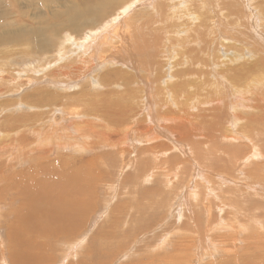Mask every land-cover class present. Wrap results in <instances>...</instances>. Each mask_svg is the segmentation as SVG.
<instances>
[{
    "label": "bare ground",
    "instance_id": "bare-ground-1",
    "mask_svg": "<svg viewBox=\"0 0 264 264\" xmlns=\"http://www.w3.org/2000/svg\"><path fill=\"white\" fill-rule=\"evenodd\" d=\"M20 1L13 0L9 5L11 6L12 14L18 16L15 20H18V27L21 32L12 25L3 35H6L10 40H14L17 46L27 43L28 46L34 48L30 53H45L54 45L55 39L60 32V28L56 23L61 16L67 17L65 27L68 30L77 29L78 31H83L84 37L89 35L85 32L86 29L93 30L94 34L87 40L78 39L82 37L79 36L74 38L75 42L68 41L72 44L69 49L76 52V59L79 62L78 67L84 73L83 78H86V82L80 84L79 93L85 98L87 92L93 88L92 86H95L96 99L89 97L87 101L88 107L94 108L98 106V112L95 114L87 110L77 112V110L68 107L67 104L63 106L53 104L55 102L54 96L46 98L44 103L40 100L34 103L29 102L32 107L31 113L22 115L18 124L15 121L19 119L13 118L15 115L13 111L10 110L7 116L3 113L2 116L0 112V228L3 221L6 223V219L12 218V222H8L12 224H7V232L5 229L4 233L8 237L7 250L10 264H51L45 257L52 258V256L48 255L49 252L46 249L45 253L42 247L49 245L51 242L49 238L51 239L52 237L55 238V245L59 243L63 249L81 247L88 237H85L84 233L90 225L91 215L96 212L95 209L98 206H103V204L100 205V190L106 181L104 179H112L110 170L115 167L114 157H117L116 159L120 161L117 166L120 171H124V169L130 171L132 162L129 160V156L131 157L133 151L128 152L125 147L132 143L134 144L137 140L139 143L144 142L148 146H143L142 149L139 148L140 150L133 149L134 153H139V159L137 160H140L142 165V169L139 167L137 170L139 172L138 176L135 177V180L138 181L137 186L134 177H126L128 181L134 180V187L143 186L144 184L153 186L152 183L158 182L157 175L161 170L157 174L158 170L151 169L147 164H144L145 157H142V155L147 154L146 152H150V148L156 151L152 152V157L162 155L166 159L168 155L174 152L172 151L174 149L186 155L187 159L182 161L179 157L177 161V164L181 166L178 167L180 168L178 169L179 171L175 169L174 172L173 170L174 173L171 176L164 174V184L167 186H169V183L170 185L174 184L173 191L167 194L168 199L160 192L154 202L152 201L153 204L149 201L147 202L148 207H159L163 203L164 206L168 207L166 213L154 216L155 214L150 212L148 214L140 211L143 209L140 205L136 208L137 211L135 209L133 212L126 211L128 213L125 216L124 214L119 216L122 211L120 214L118 212L119 215H116L117 217L115 215L111 217L108 213L107 218H110V222L107 225L106 232L110 236L106 240L108 247L103 250L109 252L112 247L113 251H118L116 249L121 247L119 243L128 241L127 233L130 232L131 225L129 220L125 218L126 216L131 218V220L135 216L137 218L141 216L148 217L150 220L160 218L159 222H161L163 218L169 216L171 210L175 211L177 207L181 209V205L187 207L186 210L189 214H191L189 209L191 205H193V210L197 209L196 212H203L201 208H197V204L199 202L205 204L207 198L210 197L217 204L215 205L217 210L220 211L222 207L227 208L225 209L228 210L226 213L222 212V215L225 214L227 221L219 220L218 222L216 220L218 216L216 217L212 214V207L209 206L205 209L208 212H206L204 217L208 226L207 229L205 227V233L207 234L203 235L202 239L194 238L195 236L193 235H189L191 236L189 238L186 237L185 233L181 232L177 235L178 240L181 238L182 241L180 240L176 244L173 243L174 238H177L175 233L173 231L168 232L163 237L161 236L162 238H158L160 239L159 242L155 239L153 243H149L150 245L152 244L151 246L145 248L146 251L154 252L155 256L152 261L142 262L139 260L135 264H192L195 258L198 264H204L206 260L208 264H214V262L210 263V258L213 259L221 254L225 255L221 258L220 264H264L262 257H254L251 254H246V252L239 254L242 248L248 249L247 251L249 252H254L260 242L258 234L254 236L247 234V225L245 226L240 222L241 218L246 216L249 219L250 215L254 214L255 218L250 219L251 227H254L256 231L264 227V218L256 216V210L260 208V203H258L259 205L251 203L255 206L251 209H246V212L242 213L241 204L243 200L246 203L248 202V194L240 189L241 186H244L246 190L254 192V194H256L255 192L264 193V148L262 145L264 142V71L259 72L257 68H254L253 66L256 65H254V62L250 65L245 63L234 68L230 67L229 64L226 65V63L238 61L241 57L228 56L227 53L231 47L226 49L218 40V36L221 33L217 29L219 23L215 21L216 19H208L205 16L203 9L206 6L203 3L205 1L185 0V3L190 2L191 5L192 3L194 5L197 3V6L201 3L203 5L193 10L191 16L189 11H184L183 13L186 12L185 15L194 22L192 25L188 24L191 29L190 33L193 35L192 38L195 40L193 44L203 43L202 45H204L205 41L207 48L200 47L195 51H203L201 57L197 55L192 57L193 53L187 52V60L192 63L189 67L192 72L185 75L184 72L182 73L181 81H186V85L174 83L171 86V91L168 92L166 91L168 89L166 79L172 77L168 71L172 61H168V59L170 55H173V52L169 51L168 58L163 62V57L168 49L162 48V41L165 39L164 43L168 42L167 44L169 45L172 39L177 52L181 51L180 45L189 44L190 42L187 41V35H185L186 40H182L181 32L174 33L173 29L174 27L176 29L177 25L166 17L168 13L163 9L162 5H154L153 3L151 8L154 9L152 10L153 12L155 11L154 13L141 11L129 17L128 12L136 8L134 5L143 9L149 2L152 3L153 0H71L68 4V9H65L63 14H51V3L41 0L44 10L42 11V16L38 18L40 21V24H38L32 18H25L24 13L17 12V6ZM58 1L66 2V0ZM224 1L216 0L217 5L221 7L227 6ZM1 5H3V2ZM111 11H113V14ZM227 11L230 13L229 9ZM248 11L251 12L250 10ZM183 13L181 14L184 16ZM220 13H217L216 17H219ZM228 13H225L226 16L224 15L225 18L223 20L229 21L230 16H233ZM110 16L112 17L108 18ZM54 17H57L58 20H54ZM48 30L52 32L51 37L47 36L46 31ZM184 32L186 33L187 29ZM227 41L229 42V40ZM56 43L54 46H56ZM233 44L231 45L238 46L235 42ZM209 46H212L215 49L214 53L218 55V59L215 57L217 59L215 62L214 56H210L208 51ZM64 49L67 50L68 48ZM248 52L251 56L255 55L252 50H248ZM48 61L51 64V61ZM181 62L184 63L182 60ZM218 64L225 68H223L224 70L220 69L221 72L224 74L227 71L229 77L220 72L223 76H220V73L219 75L216 74L218 79H215L217 83L214 84L207 79ZM97 66H100V69ZM243 67L248 72L244 75V79L240 70ZM101 70L103 71L101 72ZM1 73L2 70L0 75ZM234 73L236 74L235 76L232 75ZM195 75H200L204 81L200 82L201 80L196 78ZM220 79L221 81L219 82ZM64 82L66 83L67 81L64 80ZM65 85L71 86L73 89L75 82L72 81L70 84L67 82ZM55 86L59 87L61 83L55 84ZM223 88L227 90H225V94L228 92V95H222ZM166 93L174 94L175 96H167V98H170L167 100ZM21 106L28 107V104L22 103ZM55 107L62 108L65 113L63 114L62 112L61 114L60 111H55ZM249 107L256 112L257 117L252 115L255 118L250 119L248 122H242L244 119L240 113H243L242 110L249 109ZM74 116L83 118L81 120H83L84 127L73 128L75 131L73 132L71 129V135H68V128H72L71 119ZM226 117L230 118L226 120L224 119ZM75 121H78V119ZM65 125H69L68 128L56 131L62 129ZM82 127L83 129H80ZM138 132L140 134L139 139L141 138L142 140L134 139L135 135L133 133L137 134ZM16 136L19 141L16 140L15 142L13 138H16ZM27 137H30L31 141ZM159 139L167 140L172 145L169 146L167 143L162 142L158 143ZM164 145L168 146V148H164ZM238 146L248 148L247 153L242 154L234 151L233 149ZM230 147L232 149L228 152ZM63 150H69L75 156L67 157L68 155L60 154ZM54 154H56L57 159L53 158ZM86 154L97 155V159L86 161L84 159ZM29 158L30 163L34 161V164L28 169L18 170V167L22 166L23 168V164L29 162ZM177 158L174 157L172 159L171 156L172 161H170L173 163V160ZM201 158L205 159L201 160ZM186 161L189 162L187 163ZM155 162L156 159L153 163ZM168 167L170 169L172 165ZM105 168L108 170L105 171ZM243 173L245 175L242 179ZM55 176H58L57 179L63 177L65 182L64 184L62 182V187L57 188L58 182L55 180ZM174 178L175 181L173 180ZM107 182L112 186L108 190L116 187L114 181L108 180ZM224 190H226V193L221 195L220 193H224ZM156 192H159V189H156ZM114 195L110 193L106 197L110 200L115 197ZM256 196L257 194L252 199H255ZM263 196V194L261 196L258 195V201L260 198L263 201ZM143 197L150 200L153 196L150 198L148 193L145 194L144 192ZM189 202L192 204H189ZM88 205L90 207H87ZM5 208L8 209L7 213L2 211ZM90 208H92V211L91 214H88ZM113 210L111 213L114 212ZM217 210L214 211L218 212ZM170 215L173 216V213ZM137 218L135 221H137ZM197 219L195 218V220ZM199 220H201V217ZM201 221L198 222L200 223ZM172 224L174 225V222ZM160 225L158 228L161 227ZM147 226L149 225L147 224ZM173 227L175 228L177 225ZM229 227H232V232L230 231V234H226V231L230 229ZM121 228L123 229L122 231ZM99 229L96 230V235L92 240L95 244L98 241H103L102 233H98ZM139 229L141 228L139 227ZM141 231L143 230L141 229ZM162 233H164L163 230L159 234ZM216 234H218L217 237ZM43 240H46V242L43 245L41 244L40 247L36 241ZM241 240L243 241L242 246L239 245ZM93 242L91 244L92 252L87 246L89 255L86 256L90 258L87 259L91 260V264H104L103 259L94 262V259L104 258V256L101 251L99 254L96 253ZM204 245H208V252L203 251ZM2 246L3 243H1L0 247ZM132 248L130 247L127 251H124L120 255L121 258L125 255L127 257ZM260 249L258 248V250ZM169 251L174 252V254L169 255ZM115 253L112 254L116 256ZM166 253L168 256H165ZM206 253L209 256L206 257ZM24 254L28 257L23 260L21 255ZM104 254L107 255L108 253ZM159 255L164 256L158 259ZM192 255L195 257L194 260H192ZM127 258L129 259L130 257ZM112 260L115 261L114 257H112ZM84 262H86L85 264H90L88 261ZM0 264L8 263L2 258Z\"/></svg>",
    "mask_w": 264,
    "mask_h": 264
},
{
    "label": "rangeland",
    "instance_id": "rangeland-1",
    "mask_svg": "<svg viewBox=\"0 0 264 264\" xmlns=\"http://www.w3.org/2000/svg\"><path fill=\"white\" fill-rule=\"evenodd\" d=\"M12 1L13 0H0V5L3 2V5L0 6V71L2 70V73L0 75V112H1V115L3 116V114H5L7 116V113H10L9 112L10 110L13 111V113L15 114L13 118L19 119V120L15 121V123L18 124L20 122V120H21V116L22 115H27V113H31L32 107H31L29 102L34 103V102H37V101L40 100L41 102L44 103L46 101V98H49V96H54L55 102L53 104L61 105V106H63L64 104H67L68 107H70L71 109L77 110V112H83L84 110H87V111H89L91 113H94V114L97 113L98 112V106H96L94 108L88 107V101H87V98H89V97L96 99L97 92L94 91V87L95 86H92L93 88L87 92V96H85V98L82 96L81 93H79L80 84L81 83H85L86 82V78H83L84 73H82L80 67H78V63L79 62L76 59V52L75 51L73 52L72 50L69 49V47L72 46V44L69 43V41L75 42L74 38H78L79 36H82V37H79L78 39H81V40L86 39L87 40V39H89V37H91L92 34H94L93 30L86 29L85 32L88 33L89 35H88V37H84L85 35H84V33H82L83 31L81 32V31H78L77 29L68 30L65 27V24L67 23V17L66 16H61L59 18V20L57 19V17H54V20H56V19L58 20V22L56 24L60 28V32L58 33V37L56 39L53 38V39H55L54 45L58 41L56 43V46H54L52 44L53 46L51 48H49V50L47 52H45V53L44 52L43 53H41V52L40 53H36V52L30 53V51L34 49L33 47L28 46L27 43L25 45L17 46L15 44L16 42L14 40H10L6 35H3L4 32L12 25L14 27H16V29L19 32H21V29L18 27V23L19 22H18V20H15V19H17L18 16L12 14L11 6L9 5V4H11ZM46 1L51 3L50 4V7H51L50 12H51V14L52 13L53 14H57V13H62L63 14L64 10L68 9V4L71 2V0H66V2L58 1V0H46ZM162 1L161 0H153L152 3L149 2V4L144 7L145 9L144 8L140 9V6L134 5L136 8L133 9L132 11L130 10L128 12V14H129L128 16L130 17L131 15L137 14V13H139L141 11H145L147 13H154L155 11L154 12L152 11L154 9L151 8L152 4L154 3V5H162L163 9H165V11L168 13L166 17H168L171 22H175V25H177V28L175 29V27H174V29H173L174 33L175 32H179V33L181 32L180 35L182 37V40H184V39L186 40L185 35L188 36L187 37V41L190 42V43L189 44L180 45V49H181L180 52L176 51L175 46L172 43V39H171V41H170L171 43L169 45L167 44L168 42L164 43L165 39L164 40L162 39L163 40L162 41L163 43L161 42L162 43V48L166 49V50L168 49V50H167V53H165V55L163 57L164 59L163 60L161 59V60L164 62V60H166V58H168V52L169 51L173 52V55H170V57L168 59V61H172L171 62V67L168 69L169 74L172 77L166 79V84L169 86V87L167 86L168 89L166 90L168 92V91H171V89H172L171 86L174 83L186 85V81H181V78L183 76L182 73L184 72V75H185V74H189L190 72H192L190 70V68H189L192 63H189L188 60H187V52L190 51L191 54L193 53L192 57L196 56V55L201 57L203 55V51H201V52H195V51L197 49H199L200 47L201 48H203V47L207 48V43L204 41V45H202L203 43L193 44L195 42V40L192 38L193 35L190 33L191 29L188 26V24L192 25V24H194V22L189 20L191 18H189V17H187V15H185V13L187 11H189V15L191 16L192 11L195 10L196 8L198 9L200 5H203L202 3L197 6L196 5L197 3H195V5H194V3H192V5H191L190 2L189 3H185L186 2L185 0H162ZM203 1H205L203 3H204V5H206L205 6L206 9L203 8L205 16L208 17V19L209 18H212V20L216 19L215 21H217L219 23V27H217V29H219L221 31V33L218 36V40L223 44L224 47H226V49H229L231 47L230 51H228V53H227L228 56L229 57H233V55H235V57H241L238 61H235L234 63H226V65L229 64L230 67L234 68V67H237V66H242L245 63L246 64L248 63L247 65H250V64H252L254 62V65L256 64L255 66H253L254 68H257L259 72L264 71V12H263V10H264V1L263 0H252V1L251 0H234V2H232L233 0H225L224 3H227L226 7L218 6L216 0H203ZM260 1H261L262 4L260 3ZM235 4H237V5H235ZM184 5H185V7H184ZM169 6H171V7H169ZM232 6H233V8H231ZM235 6H237L238 8L235 7ZM227 9H229L230 13H228ZM43 10H44V6L42 5V1L41 0H21L20 4L17 6V12L24 13L25 14V18H32L33 21L37 22L38 24H40V21L38 20V18H39V16H42V11ZM248 10H250L251 12H249ZM184 11H186V12L183 13ZM111 12L113 14V11H111ZM173 12H175V13H173ZM261 12H263V13H261ZM181 13H183L184 16ZM207 13H209L210 15L207 14ZM217 13H220L219 17H216ZM225 13L233 15V16H230L229 21H227L226 19H224L225 21L223 20V18H225V16H226ZM185 16H186V18H185ZM254 16H255V18H253ZM111 17L112 16H110L108 18H111ZM179 17H181V18H179ZM177 18L180 19V20H178ZM187 21H188V23H187ZM237 22H239V23H237ZM227 23H228V25H230L229 26L230 28L227 27L228 26ZM145 26H147V25L145 24ZM178 26H180L179 27L180 29L178 28ZM185 29H187V32L183 33V31H185ZM26 30H28V29L26 28ZM46 33H47V36H49V37L52 36V32L50 30L46 31ZM200 33H201V37H202V30L200 31ZM228 34H229V38H228ZM236 34H238V35H236ZM27 35H29V34H27ZM222 35H224V36H222ZM190 37L193 39V41H192V39ZM230 37H231V39H230ZM224 40H226V41H224ZM227 40H229V42ZM234 42L237 43L238 46H232L231 44H233ZM64 48H68L70 51L68 49L66 50ZM248 50L254 51L255 55L251 56L249 54ZM208 51L210 53V56L211 55L214 56V62H215V60L218 59V57H217L218 55L214 53L215 49L212 46H209V50ZM215 57L217 59H215ZM45 58H47V59H45ZM211 59L213 60L212 57H211ZM48 60L51 61V64H50V62ZM181 60L184 63H182ZM75 61H76L77 64L75 63ZM257 61H259V62L257 63ZM240 63H241V65H240ZM68 64H70V65H68ZM219 65L220 64H218L216 66L217 70L215 68H214L215 70L213 69L214 73H213V70H212L211 74H209L210 72L208 73L209 76H208L207 80H209L211 83H214V84L217 83V81L215 80V79H218L216 74L219 75L221 70L224 68V67L222 68V65H220V66ZM218 67H220V68H218ZM97 68L100 69V66H97ZM240 70H241V76L243 78L244 75H246L248 72H247V70L244 67L241 68ZM102 71L103 70H101V72ZM217 71H218V73H217ZM221 73L223 74V72H221ZM221 73H220V76L225 75L226 77H229L227 71L224 72L223 75ZM232 75L235 76L236 74L234 73ZM220 76H219V78H220ZM195 77L199 78L201 80L200 82L204 81V79L201 78L200 75H195ZM61 78H63V79H61ZM221 79H223V78H221ZM221 79L219 80V82L221 81ZM61 80H63V82H61ZM64 80L67 81L68 84H70L72 81H74L75 82L74 88L72 89L71 86H68V85L66 86L65 84L67 82L65 83ZM49 82H51V83H49ZM60 83H61V86H59V87L55 86V84L58 85ZM62 83H64V84H62ZM225 90L226 89L223 88L222 95H224V96L228 95V92H227V94H225ZM260 91H263V90H260ZM100 92H103V91H100ZM167 96H175V95L166 93V99L168 100L170 98H167ZM85 100H86V102H85ZM22 103H24L26 105L28 104V107L27 106L22 107L21 106ZM47 105H49V104H47ZM245 106H247V104H245ZM20 107H22V108H20ZM55 108H56L55 111L58 110V111L61 112V114H62V112H63V114L65 113L62 108H58V107H55ZM53 111H54V109H53ZM242 111H243V113H240L242 118L244 119V120L242 119L243 120L242 122H245V121L248 122V121H250V119L252 120L253 118H255L252 115L256 116V112L254 110H251L250 107H249V109L242 110ZM47 116H46V118H47ZM230 117H226L224 119L227 120V118H230ZM77 119H78V121H75ZM81 119H83V118L82 117L77 118V117L74 116V118L71 119L72 128H68L69 125H65L60 130H56V129H54V130L61 131V130H64V129L68 128V130H69L68 131V135H71V133H70L71 129L74 132L75 130L73 128H78V127H81V126L84 125L83 124V120H81ZM80 123H82V124H80ZM66 124H67V122H66ZM83 127L80 128V129H83ZM51 129H53V128H51ZM76 134H75V136H76ZM133 135H135L134 139H136V138L139 139V137H140L139 132L137 134L133 133ZM17 136H16V138L15 137L13 138V140L15 142H16V140L19 141L20 137L18 136L19 137L18 138ZM73 136H74V134H73ZM27 138H30V137H27ZM139 140H142V139L140 138ZM20 141H22V140H20ZM29 141H31V138L29 139ZM32 141H33V139H32ZM84 141H86V140H84ZM137 142H138V140L136 142H134V144L132 143V144L126 146L127 148L125 147L126 151H128V152L131 151V150L133 151L132 154H131V157L129 156V160L132 162L131 163V168L132 169H130V171H128V169H124V171H120L118 169L119 167H117L120 164V161H119V159H116L117 157H114V160H115V167L114 168H115V170H114V168H112L110 170V174L112 172V174H111L112 175V179H109L108 177H106L108 179H104L106 181H105V183H103V185H102L103 187L100 190L101 191V193H100V196H101L100 205L103 204V206H98V208L95 209L96 212L91 215V218H90V221H89L90 225L87 228V231L84 233V236L85 237L88 236L89 238L87 237L86 241L82 244V246L81 247H75V248H69V249H63V248L60 247L59 243H58L59 245L58 244L55 245V242H54L55 238L52 237L51 239L49 238V240L51 241L50 242L51 245L49 244L46 247L45 246L42 247L44 249V252H45V249H46L49 252V254L48 253L47 254L49 256L50 255L52 256V258H46L45 257V259L49 260L51 262V264L52 263L53 264H59V263L60 264H79V263L80 264H85L86 262H84V261H88V263L91 264V260H88L90 258H88V256H86V255H89V252H88L89 250L87 249V246L91 249V252H92V250H93L92 249V245H91L92 242H93L92 240H93V237L96 235V232H97L96 230H98L99 228H100L99 229L100 231H98V233H100V234L102 233V240L103 241L102 242L98 241V243H96V244L94 242L93 243L95 244L94 248H95L96 253L99 254L100 251H101V253H103L104 258L100 257V258L94 259V262H98L97 260L103 259L102 261H103L104 264L105 263H108V264H110V263L111 264H135V262H139V260L142 261V262L152 261V258H154V256H155V254H153L154 252L146 251L145 248L148 247V246H151L152 244L150 245L149 243H151V242L153 243L155 239H157L158 242H159L160 239H158V238H162L168 232L173 231V233H175V237H177V238H174L175 241L173 240V243H176V244H177L178 241H180V240L182 241L181 238L178 240V235H177V234H180L181 232L185 233L187 235L186 237L191 238V236H189V235H193V236H195L194 238L197 237L199 239H202L203 235L207 234V233H205V231H206L205 227L207 229L208 226H207V222L205 221L204 217L206 215V212H208L205 209H207L209 206L212 207L213 213L212 212L211 213L214 216H216V217L218 216L216 218V220L218 222H219V220L220 221L223 220L224 222L227 221L225 214L222 215L223 211H224L223 213H226L228 211V210H225L227 208L222 207V208H224L223 210L221 208L222 211L221 210L220 211L217 210V208L215 207V205H217V204H215L214 200L212 198H210V197L207 198V202L206 203L204 202L205 204H202L200 202L197 204V208H201V210H203V212L202 211L196 212L197 209L193 210V205H191V206L189 205L190 206L189 209H190V213H191V214H189L187 212V210H186L187 207L186 206L183 207V205H181V209L182 210L179 209V207H177V210H175V211L171 210L170 212L173 213V216L170 215L171 213L169 212V216H171V217L167 216L168 218L167 217L163 218L161 220L162 223L159 222L160 218H158L157 220H150L148 217H146V218H148V219H146L145 217H142V216L140 218H137L135 216V218H132L133 220H131V218H128L126 216L125 218L129 220V224L131 225V228L129 227L131 230L129 229L130 232L127 233V237H129L127 239L128 241H124L123 243H119V245H121V247L119 249H116L118 251H113L112 247L110 248L109 252L107 250H103V249H107L106 247H108V246L106 245L107 244L106 240H107V237L110 236L106 232L107 225L110 222V218L109 217L107 218L108 213L111 215V217H112V215H115V217H117L122 211V213L119 216H123V214L125 216V214L128 213L126 211L133 212L134 209H135V211H137L136 208L139 205L143 209H144V207H146L144 210L142 209L140 211H144V212H146L148 214L150 212L151 214H155L154 216L159 215V214L163 215V213H166V211L168 210V207L164 206L163 203H162V205L160 204L159 207H156V206L148 207L147 202L149 201L150 203L153 204L154 199L157 198V196H158V194H160V192H161L162 195L164 194L163 196H165L168 199V195L167 194H168V192L173 191L174 184L170 185V183H169L168 184L169 186L165 185L164 184L165 183V180H164L165 175L164 174H167V175L171 176L175 172V169H177V171H179L178 169H180V168H178V167H181L180 165L177 164V161L179 160V157L181 158L182 161H185L187 159L186 155H183V154L179 153L177 150H174V149H172V151H174V152L167 156V158H169V159H167V158L164 159V157L162 155H157L159 157L153 156L154 157L153 158L152 157V152L153 151L156 152V151L152 150V148H150V150H149L150 152H146L147 154L146 155H142V157H145L144 164H147L148 167L151 168V169H157L158 170L157 174L161 170L159 172V174H158L159 176L157 175L158 182L152 183L153 186L149 185L151 190H150V188H148L149 187L148 184L147 185L144 184L143 185L144 187L142 185H138V187H136L137 184H138V181L135 180V177L138 176L139 172L137 170L139 169V167L142 169V165L140 164V160H137V159H139V153L138 154L134 153L133 149H135V148L136 149H139V148L142 149L143 146H148L144 142H142L143 144L139 143V142L137 143ZM157 142L158 143L162 142V143H165V144L167 143L169 146L172 145L171 142H169L167 140H164V139H162V140L159 139ZM262 145H263V148H264V142L262 143ZM158 146H159V144H158ZM164 148L167 149L168 146L164 145ZM231 149H232V147L229 148L228 152ZM233 150L234 151H238V152H240L242 154H245V153H247L248 148L239 147L238 146V147L234 148ZM67 152H69V150H63L62 153L60 152V154L68 155L67 157L75 156L71 152H69V153H67ZM171 156H172V159L174 157L177 158V156H178V158L175 159L176 161L173 160L174 164L171 162L172 161ZM53 158L57 159L56 154L53 155ZM84 159L86 161H88L89 159H97V155L95 156L93 154H90V155L86 154ZM155 159H156V162L153 163V161H155ZM203 159H205V158H201V160H203ZM136 160H137V162H136ZM32 162L30 163V158H29V162L27 164H23V168H22V166L20 168L18 167V170H22V169H26V168L28 169V167H30L31 165L34 164V161H32ZM166 162H168V163H166ZM263 162H264V160H263ZM176 164H177V166H176ZM200 164H201V162H200ZM171 165H172V168L169 169L168 166L171 167ZM153 167H156V168H153ZM173 167H174V169H173ZM128 168H130V167H128ZM107 170L108 169L105 168V171H107ZM173 170H174V172H173ZM150 171H149V173H150ZM188 171H189V169H188ZM57 172H60V171H57ZM188 174L190 175V173H188ZM111 175H110V177H111ZM244 175L245 174L243 173L242 179H243ZM127 176L134 177L135 182H137L135 187L133 186L134 180L133 181H128V179H126ZM55 177H56L55 180H57V182H58L57 188L58 187H62V185L65 182V181H63V177H59L58 179H57L58 176H55ZM108 180L114 181L116 183V187L108 190V188L112 187L107 182ZM173 180L175 181V178ZM62 182H63V184H62ZM117 184H118V189H117ZM104 185H106V186H104ZM135 188H136V190H135ZM167 188H168V190L169 189L170 190L168 191ZM125 189H127V190H125ZM154 189H155V192H154ZM156 189H159V192H156ZM160 189H161V191H160ZM240 189L242 190V192L245 191L248 194V200H247L248 201L247 202L248 205L245 202V200H243L242 204H241L242 213L246 212L245 211L246 209H251L253 206H255L254 204L260 203V208H258L256 210V216L264 218V198H263V201H262L261 198H260L259 201L257 199L258 195L261 196V194L264 195V193L255 192L257 194V196H256L255 199H252L253 196L256 195V194H254V192L252 193L249 190H246V187H244V186H241ZM141 190H143L145 192V194L148 193L150 198L152 196L153 197L150 200L148 198H145V197L142 198L144 192L141 191ZM108 192H110L112 194H115L114 195L115 197H113V199L108 200L107 197H106V196H108V194H110ZM175 192H176V189H175ZM225 193H226V190H224V193H220V194L223 195ZM216 197H219V196H216ZM216 201H217V199H216ZM218 202H219V200H218ZM251 203H254V204H251ZM189 204H192V203L189 202ZM120 206H122V207H120ZM243 206H245V207H243ZM87 207H90V205H88ZM131 208H132V210H131ZM147 208H149V209L147 210ZM112 209H114L113 210L114 212L111 213ZM4 210H6V211H4ZM4 210H2V211L4 213H7L8 209L5 208ZM192 210H193V212H191ZM214 210H217L218 212H216ZM91 211H92V208L89 209L88 214L89 213L91 214ZM103 212H104V214H103ZM118 212H119V214H118ZM220 212H221V215H220ZM100 214H103V215H100ZM200 214L201 215L203 214L202 215L203 217ZM182 217H183V219H185V220L188 219V220L187 221H185V220L183 221ZM197 217H198V219H197ZM200 217H201L202 221L199 220ZM253 217H254V214L250 215L249 219L246 216L242 217L240 222H242L243 225H245V226L247 225V234H250L252 236L258 234L259 237H260V242L256 246L254 252H249V251H247L248 249L242 248L241 249L242 251H240L239 254H242L243 252H246V254H251L254 257H258V258L262 257L263 260H264V251H262V250H264V247H263V245H264V227H263V229H260L259 231H256V229L254 227H251V225H250L251 220L250 219L253 218ZM136 218H137V221H135ZM189 218H191V219H189ZM195 218L197 220H195ZM165 219H167V220H165ZM11 220H12V218L9 219V220L6 219L5 220L6 223H4V221H3V223H1L2 227L0 228V245H1V243H3V246L0 247V252H1L0 253V262H1V259L4 258L7 261L8 264H10V262L8 261L9 252L7 250V245H8L7 239H8V237L4 233H5V229H6V232H7V226H8L7 224H10L8 222L11 221ZM198 221H201V222L199 223ZM246 221H248V222H246ZM139 222H140V224H139ZM172 222H174V225L172 224ZM191 223H192V225H191ZM147 224L149 226H147ZM197 224H198V226H197ZM3 225L6 226V227H4ZM159 225L161 226L160 228H158ZM175 225H177V227L174 228L173 226H175ZM180 225H181V227H180ZM139 227L143 231H141V229H139ZM229 228L230 229H228L226 231L227 232L226 234H230L232 232L231 231L232 227H229ZM158 229H160V230H158ZM122 230L123 229L121 228V231ZM162 230L164 231V233L159 234ZM105 234H107V235H105ZM217 236H218V234H216V237ZM104 238H105V240H104ZM89 240H91L92 242L89 241ZM17 241L19 242L18 239H17ZM18 242H17V244H18ZM45 242H46V240L36 241V243L39 244L40 247H41V244L43 245ZM242 242L243 241L241 240V243L239 245L242 246ZM113 247L116 248L114 245H113ZM130 247H133V248L130 250V254L127 257H130V258L132 257L131 258L132 260L130 258L128 259L126 257V255L123 258H121L120 255H122L123 252L127 251V249L130 248ZM260 247H261V249H260ZM82 248H85V249H82ZM208 248H209L208 245H204L203 251L208 252L209 251ZM258 248L260 250H258ZM150 250H151V247H150ZM74 251H76V252H74ZM131 252H133V253H131ZM104 253H108V254L106 255ZM112 253H115L116 256H114ZM119 253H121V254H119ZM138 253H140V254H138ZM168 254L169 255H173L174 252H170ZM168 254L166 253L165 256H168ZM223 255H225V254H221L218 257L215 256L213 259L210 258V263L214 262V264H220V260L223 257ZM163 256L159 255L158 259L163 257ZM207 256H209V255H207V253H206V257ZM27 257L28 256L26 254L21 255V259H23V260L26 259ZM112 257H114L115 261L112 260ZM194 258L195 257L193 256L192 260H194ZM258 258H257V260L259 261ZM122 259H124V260L121 261ZM195 260H196V258H195ZM195 260L193 261L192 264H198L197 261H195ZM206 262H207V260L205 261V263ZM206 264H208V262Z\"/></svg>",
    "mask_w": 264,
    "mask_h": 264
}]
</instances>
